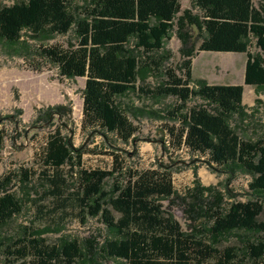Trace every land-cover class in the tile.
Masks as SVG:
<instances>
[{
  "label": "trees",
  "instance_id": "1",
  "mask_svg": "<svg viewBox=\"0 0 264 264\" xmlns=\"http://www.w3.org/2000/svg\"><path fill=\"white\" fill-rule=\"evenodd\" d=\"M192 2L202 15L182 12L179 0H89L83 11L74 0H16L0 8V44L9 55L17 53L27 59L35 70L42 68L35 63L40 50L46 62L57 65L61 77H86L83 129L103 130L129 143L139 131L135 119L179 120L180 126H163L173 142L209 153L211 162L230 177L238 171L252 175L251 198L238 200L226 188L217 191L197 180L181 197L187 220L184 229L161 202L180 198L171 172L131 171L125 183L106 190L107 180L117 179L116 173L124 169L119 156L112 171L82 170L70 189L64 167L73 173L82 166L85 151L75 147L58 126L43 155L45 165L55 172L48 193L58 202L56 209L66 212L72 206L83 222L100 216L116 237L103 244L67 236L49 243L44 235L53 231L52 225L23 226L13 236L2 235L25 208L24 199L10 191L14 178L26 188L35 176L23 170L0 182L2 264H102L101 258L124 264H264V238L260 236L264 234V136L245 139L239 126L231 123L235 116L242 122L248 117L243 85H209L202 80L192 86V59L197 50L247 53L244 83L259 94L264 92V0ZM174 31L182 45L179 70L165 66L172 58L169 52L150 55L164 51ZM71 32L79 39L77 47L46 44ZM31 41L41 43L38 50ZM253 43L256 54L250 52ZM151 76L164 80L151 86L147 83ZM130 94L141 99L140 105L123 102ZM168 97L175 104L164 111L146 102ZM198 99L206 104H194ZM64 108L49 107L39 116L48 122L51 115L63 116ZM2 146L0 132V152ZM113 212L120 217L116 219ZM235 232L247 235L240 242L243 246H224Z\"/></svg>",
  "mask_w": 264,
  "mask_h": 264
},
{
  "label": "rangeland",
  "instance_id": "2",
  "mask_svg": "<svg viewBox=\"0 0 264 264\" xmlns=\"http://www.w3.org/2000/svg\"><path fill=\"white\" fill-rule=\"evenodd\" d=\"M16 0H0V8L10 6ZM89 0H74L75 6L83 11ZM182 12L191 10L194 14L202 15L192 0H179ZM197 45L200 44L197 31L194 30ZM26 36V33H24ZM77 36L71 32L65 36H57L47 42V45H60L64 48L77 47ZM34 47L39 48V41H31ZM135 43V41H134ZM181 42L175 31L172 38L165 42L164 51L150 53L159 56L169 52L171 60L165 63L167 67L179 70L182 63L180 54ZM250 52H258L255 44L250 46ZM9 51L0 44V132L3 133V146L0 152V182L7 175H18L23 170L35 173L27 183V187L20 184L18 177L14 178L10 191L25 201V208L21 215L2 230V235L13 236L23 226L43 228L52 225L53 231L44 235L49 243H58L64 237L96 241L103 244L107 239L116 237L103 223L102 218L89 216L83 222L74 207L68 206L66 212L57 208V201L49 192V180L55 172L44 163V151L50 137L61 126L62 134L68 137L75 147H83L85 154L82 166H77L72 173L69 167H64V174L69 179V187L73 189L80 180L81 171L114 170L117 166L115 156L123 159L124 169L116 173L117 179L110 178L105 186L106 190L113 189L116 183H125L131 171L145 172L147 170H167L172 173L175 191L180 198L162 200L164 209L184 229H187V220L184 212L185 205L181 197L195 187L199 180L204 187H213L217 191L235 195L238 200L245 201L251 198L249 184L253 176L242 171L231 176L224 173L215 163L211 162L209 153L202 154L190 150L187 145L179 147L173 142L168 132L163 129L165 124L180 126V121L166 119L160 121L155 118H138L133 120L139 131L129 143L119 140L114 134L103 130L94 131L83 129L84 98L86 77L68 79L60 76L57 65L46 62L36 53L35 63L41 65V70L33 69L27 59ZM247 53H220L198 51L192 59L193 83L206 81L209 85H243V104L247 108L248 117L244 122L235 116L231 123L239 126L241 136L245 139L258 140L264 136V92L256 91L254 86L244 83ZM32 62V61H31ZM33 63V64H35ZM180 74V71H178ZM163 77L151 76L147 83L155 86L163 81ZM125 104L140 105L141 99L135 94L123 98ZM149 105L161 111L169 109L175 104L173 97L158 100H147ZM194 104H206L202 99ZM63 105L61 115H51L46 121L40 117L42 110L49 107ZM211 162V163H210ZM29 194V195H27ZM116 219L120 215L113 212ZM264 220V214L261 216ZM59 230V231H57ZM247 235L245 232L231 233L225 239L224 246L242 247L240 243ZM263 236L264 234H260ZM102 264H124L114 258H101ZM3 259L0 258V264ZM250 261L247 262V264Z\"/></svg>",
  "mask_w": 264,
  "mask_h": 264
}]
</instances>
